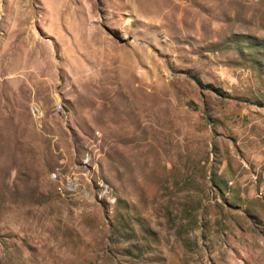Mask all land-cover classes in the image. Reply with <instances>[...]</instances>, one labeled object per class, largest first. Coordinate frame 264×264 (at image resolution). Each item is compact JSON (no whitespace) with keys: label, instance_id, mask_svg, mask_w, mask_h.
I'll return each mask as SVG.
<instances>
[{"label":"rangeland","instance_id":"obj_1","mask_svg":"<svg viewBox=\"0 0 264 264\" xmlns=\"http://www.w3.org/2000/svg\"><path fill=\"white\" fill-rule=\"evenodd\" d=\"M0 264H264V0H0Z\"/></svg>","mask_w":264,"mask_h":264},{"label":"bare ground","instance_id":"obj_2","mask_svg":"<svg viewBox=\"0 0 264 264\" xmlns=\"http://www.w3.org/2000/svg\"><path fill=\"white\" fill-rule=\"evenodd\" d=\"M108 75V74H107ZM113 76V75H112ZM114 78H115V76H114ZM108 188L105 186V191L107 190Z\"/></svg>","mask_w":264,"mask_h":264},{"label":"built area","instance_id":"obj_3","mask_svg":"<svg viewBox=\"0 0 264 264\" xmlns=\"http://www.w3.org/2000/svg\"><path fill=\"white\" fill-rule=\"evenodd\" d=\"M41 114H39V116H40Z\"/></svg>","mask_w":264,"mask_h":264}]
</instances>
